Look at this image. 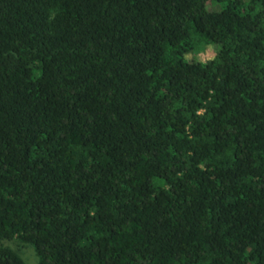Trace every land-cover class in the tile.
Listing matches in <instances>:
<instances>
[{"label":"trees","instance_id":"trees-1","mask_svg":"<svg viewBox=\"0 0 264 264\" xmlns=\"http://www.w3.org/2000/svg\"><path fill=\"white\" fill-rule=\"evenodd\" d=\"M1 239L264 264V0H0Z\"/></svg>","mask_w":264,"mask_h":264},{"label":"rangeland","instance_id":"rangeland-1","mask_svg":"<svg viewBox=\"0 0 264 264\" xmlns=\"http://www.w3.org/2000/svg\"><path fill=\"white\" fill-rule=\"evenodd\" d=\"M215 52L214 46L207 45L204 49H194L193 52H188L187 56H192L197 59L204 60ZM1 245H6L15 250L22 258L23 264H36V254L29 244H22L15 239H1Z\"/></svg>","mask_w":264,"mask_h":264}]
</instances>
